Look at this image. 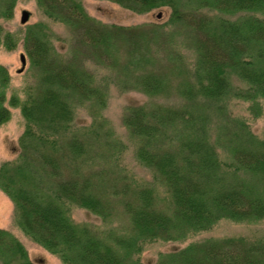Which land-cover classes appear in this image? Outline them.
<instances>
[{
	"label": "rangeland",
	"instance_id": "rangeland-1",
	"mask_svg": "<svg viewBox=\"0 0 264 264\" xmlns=\"http://www.w3.org/2000/svg\"><path fill=\"white\" fill-rule=\"evenodd\" d=\"M181 192L231 205L185 233ZM262 207L264 0H0V236L23 260L78 264L70 226L153 264L258 239Z\"/></svg>",
	"mask_w": 264,
	"mask_h": 264
},
{
	"label": "trees",
	"instance_id": "trees-1",
	"mask_svg": "<svg viewBox=\"0 0 264 264\" xmlns=\"http://www.w3.org/2000/svg\"><path fill=\"white\" fill-rule=\"evenodd\" d=\"M224 85L225 83L218 79L213 87L208 86L205 91L210 96L217 97L225 91ZM224 186L227 185L222 187L226 189ZM187 193L181 192L175 200L176 212L178 214L180 212L184 218L183 225L187 229L185 233L188 230L206 231L211 229L210 224L221 216H226L225 211H228L231 205L227 202L229 200L220 198L215 192L202 197L191 196ZM259 209L262 211L263 207ZM43 211L52 217L55 227L59 226L57 223L59 216L53 210L45 209ZM255 211L247 212L246 210L243 214L244 216L245 214L256 215ZM135 219L140 220L142 225L148 222L146 217L141 218L139 215H136ZM60 231L65 245L78 247V264H115L109 254L102 250V242L96 236H83L70 226H62ZM0 264L39 263L23 260L13 243L0 236ZM136 264L144 263L139 261ZM153 264H264V234L258 239L240 236L193 241L182 248L160 253Z\"/></svg>",
	"mask_w": 264,
	"mask_h": 264
},
{
	"label": "water",
	"instance_id": "water-1",
	"mask_svg": "<svg viewBox=\"0 0 264 264\" xmlns=\"http://www.w3.org/2000/svg\"><path fill=\"white\" fill-rule=\"evenodd\" d=\"M28 19H29V12L27 10H24L22 12L21 22L25 23L26 21H28ZM22 61L24 62L23 58Z\"/></svg>",
	"mask_w": 264,
	"mask_h": 264
}]
</instances>
